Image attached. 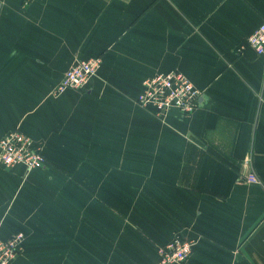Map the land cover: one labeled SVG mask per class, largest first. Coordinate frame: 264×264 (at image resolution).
<instances>
[{"label":"crops","instance_id":"0c3cea01","mask_svg":"<svg viewBox=\"0 0 264 264\" xmlns=\"http://www.w3.org/2000/svg\"><path fill=\"white\" fill-rule=\"evenodd\" d=\"M263 19L264 0H0V137L47 157L0 164L12 264H157L175 236L196 239L187 264H264ZM97 56L87 90L54 93ZM171 69L202 95L160 117L136 99Z\"/></svg>","mask_w":264,"mask_h":264},{"label":"built area","instance_id":"2783aa9c","mask_svg":"<svg viewBox=\"0 0 264 264\" xmlns=\"http://www.w3.org/2000/svg\"><path fill=\"white\" fill-rule=\"evenodd\" d=\"M29 1V0H28ZM247 43L259 55L264 54V19L259 27L247 37ZM102 58H78L69 67L55 88V94L67 90H87L91 79L98 74ZM202 91L181 70L171 69L146 77L136 102L143 107L152 108L156 115L164 117L171 109H179L189 114L198 105ZM47 157L35 140L17 128L0 137V164L11 168L23 165L28 171L46 165ZM250 182H259L256 173L247 176ZM24 234L17 232L10 238L0 237V264H12L23 251ZM196 239L175 236L168 243L159 246L157 264H187Z\"/></svg>","mask_w":264,"mask_h":264}]
</instances>
